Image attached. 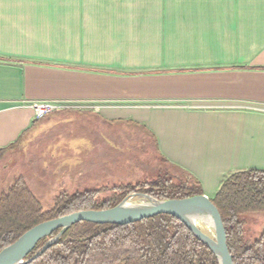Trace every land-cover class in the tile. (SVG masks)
Listing matches in <instances>:
<instances>
[{
  "label": "crops",
  "instance_id": "0c3cea01",
  "mask_svg": "<svg viewBox=\"0 0 264 264\" xmlns=\"http://www.w3.org/2000/svg\"><path fill=\"white\" fill-rule=\"evenodd\" d=\"M43 100L93 108L34 120L24 104ZM116 123L209 199L264 170V0H0V149L19 139L0 158V196L31 134L86 148L97 167Z\"/></svg>",
  "mask_w": 264,
  "mask_h": 264
},
{
  "label": "trees",
  "instance_id": "16d2710c",
  "mask_svg": "<svg viewBox=\"0 0 264 264\" xmlns=\"http://www.w3.org/2000/svg\"><path fill=\"white\" fill-rule=\"evenodd\" d=\"M19 144L0 149V158ZM178 172H181L177 170ZM182 173V172H181ZM176 181L156 179L133 187H114L102 200L100 191L57 194L44 210L27 183L17 178L0 196V251L35 225L83 210H103L125 196L141 192L154 199H182L203 195L200 183L182 173ZM217 208L233 264H264V230L252 240L244 239V214L264 213V170L250 169L226 177L210 199ZM41 239L25 259L51 237ZM28 264H218L208 247L177 218L157 215L127 225L79 222L39 257Z\"/></svg>",
  "mask_w": 264,
  "mask_h": 264
},
{
  "label": "rangeland",
  "instance_id": "374dc122",
  "mask_svg": "<svg viewBox=\"0 0 264 264\" xmlns=\"http://www.w3.org/2000/svg\"><path fill=\"white\" fill-rule=\"evenodd\" d=\"M113 128V146L107 151L109 157L97 167L96 158H83L93 154L86 148L79 151L58 150L55 149L53 133L31 134L14 153L7 183L14 181L18 173L23 174L42 208L49 210L54 197L63 191L74 194L98 190L100 192L95 197L102 200L112 194L114 187H133L162 177L168 178L169 175L175 176L173 181H176V176L183 178L181 172L157 158L150 136L122 123L114 124ZM14 173L17 174L12 177ZM139 193L143 194L134 192L127 196ZM134 200L141 198L135 197ZM239 219L244 221L246 241L256 239L264 230V213L244 214Z\"/></svg>",
  "mask_w": 264,
  "mask_h": 264
},
{
  "label": "water",
  "instance_id": "95a60500",
  "mask_svg": "<svg viewBox=\"0 0 264 264\" xmlns=\"http://www.w3.org/2000/svg\"><path fill=\"white\" fill-rule=\"evenodd\" d=\"M135 197H140L141 200H134ZM161 214L180 220L198 240L208 247L218 264H233L219 212L207 196L203 194L182 199L159 200L140 193L129 195L108 209L78 211L35 225L0 251V264L32 262L54 245L71 226L79 222L127 225ZM196 220L208 224L211 231H203L196 224ZM55 230H58L55 236L49 238L33 256L25 259L41 239L49 237Z\"/></svg>",
  "mask_w": 264,
  "mask_h": 264
},
{
  "label": "built area",
  "instance_id": "2783aa9c",
  "mask_svg": "<svg viewBox=\"0 0 264 264\" xmlns=\"http://www.w3.org/2000/svg\"><path fill=\"white\" fill-rule=\"evenodd\" d=\"M24 106L31 110L34 120H40L45 116L59 110L93 108L88 105H79L72 102L49 100L26 102Z\"/></svg>",
  "mask_w": 264,
  "mask_h": 264
},
{
  "label": "bare ground",
  "instance_id": "6f19581e",
  "mask_svg": "<svg viewBox=\"0 0 264 264\" xmlns=\"http://www.w3.org/2000/svg\"><path fill=\"white\" fill-rule=\"evenodd\" d=\"M196 224L205 232L211 231L208 224H206L205 222H203L201 220H196Z\"/></svg>",
  "mask_w": 264,
  "mask_h": 264
}]
</instances>
